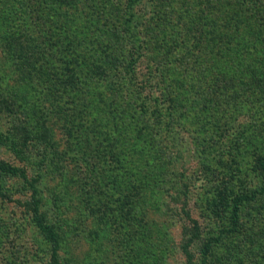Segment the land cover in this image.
<instances>
[{
	"label": "rangeland",
	"instance_id": "1",
	"mask_svg": "<svg viewBox=\"0 0 264 264\" xmlns=\"http://www.w3.org/2000/svg\"><path fill=\"white\" fill-rule=\"evenodd\" d=\"M69 2L0 0V161L38 181L61 258L187 264L197 220L225 241L205 262L194 243L195 264H264V194L239 234L208 203L264 187V0ZM12 35L39 51L30 76L7 55ZM135 57L147 108L123 83ZM30 196L0 172V264H49Z\"/></svg>",
	"mask_w": 264,
	"mask_h": 264
},
{
	"label": "trees",
	"instance_id": "2",
	"mask_svg": "<svg viewBox=\"0 0 264 264\" xmlns=\"http://www.w3.org/2000/svg\"><path fill=\"white\" fill-rule=\"evenodd\" d=\"M65 4H71L69 0H59ZM27 39V38H26ZM26 40H23V35L16 36L12 35L6 49L8 51L7 55L10 59L16 60L20 63L21 68L25 75L30 76L31 69L34 70L36 67L37 60L39 59V51L36 49H31V47L26 44ZM140 52V50L138 51ZM133 57V56H132ZM131 57V58H132ZM132 62L128 65H123L122 74L124 75V85L128 87V90L133 94L137 93V100L147 108V105L142 100V90L141 81H138L136 64L140 61L139 57L131 59ZM135 63V64H134ZM131 87L133 89H131ZM145 105V106H144ZM257 170L260 175H264V158L257 161ZM0 172L5 175L19 176L23 178L26 182V187L31 193V196L26 200L22 206L25 208L26 213L30 216L33 226H35L38 231L42 234L45 242L49 247V264H66L65 260L61 258V248L62 239L61 235L54 224L49 222L46 215L42 212V200L40 197V191L38 186V181L29 180L27 178L26 172L23 169L15 167L4 161H0ZM264 194V187H256L253 192H237L233 189L224 188V191H216L208 202L210 204V219H213L215 223H225L228 224L227 228L224 229L229 234H239L241 230V209L242 206L247 202H253L257 200L259 195ZM125 207H122V212L128 209L126 215L132 216L136 213L137 205L128 199H123ZM227 212L228 220L224 219L223 213ZM142 227V226H141ZM215 233H209V235L203 236L201 224L197 221H193L192 232L189 235V239L186 244L182 245V250L186 256L187 264H195V257L191 252V247L194 243L201 242V256L204 262L207 261L219 245L223 244L225 239H223L222 233L217 229Z\"/></svg>",
	"mask_w": 264,
	"mask_h": 264
}]
</instances>
